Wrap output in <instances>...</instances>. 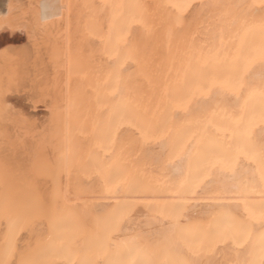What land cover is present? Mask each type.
I'll use <instances>...</instances> for the list:
<instances>
[{
  "label": "bare ground",
  "instance_id": "6f19581e",
  "mask_svg": "<svg viewBox=\"0 0 264 264\" xmlns=\"http://www.w3.org/2000/svg\"><path fill=\"white\" fill-rule=\"evenodd\" d=\"M0 264H264V0H0Z\"/></svg>",
  "mask_w": 264,
  "mask_h": 264
}]
</instances>
